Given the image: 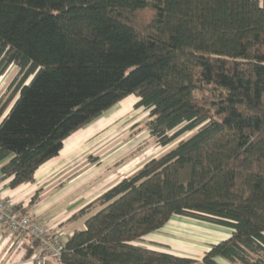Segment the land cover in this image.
Segmentation results:
<instances>
[{
  "label": "trees",
  "instance_id": "trees-1",
  "mask_svg": "<svg viewBox=\"0 0 264 264\" xmlns=\"http://www.w3.org/2000/svg\"><path fill=\"white\" fill-rule=\"evenodd\" d=\"M13 66L0 96L11 189L131 96L174 145L67 220L84 223L61 264H264V1L0 0V75ZM178 217L232 233L201 261L142 245Z\"/></svg>",
  "mask_w": 264,
  "mask_h": 264
},
{
  "label": "rangeland",
  "instance_id": "rangeland-1",
  "mask_svg": "<svg viewBox=\"0 0 264 264\" xmlns=\"http://www.w3.org/2000/svg\"><path fill=\"white\" fill-rule=\"evenodd\" d=\"M17 73L18 69L13 66L0 75V94ZM136 102V97L127 98L73 135L65 142L60 156L39 170L37 178L41 185L36 205L40 207L44 218L60 222L70 212L88 205L117 182L138 171L149 160L163 155L174 146L163 148L156 143L145 127L148 112L135 109ZM173 220L161 231L146 237L142 245L161 252H175V246L183 248L190 243H193V248L196 245L208 247L209 244H217L226 240L227 232H231L197 222L208 226L202 227L206 234L196 232L201 229H185L195 236L191 239L186 231H181V227L186 226L180 223L188 222L186 224L190 226L196 221L186 218ZM83 223L84 219L68 222L64 230L67 235H71L74 230L83 229ZM213 230L220 232V239H215L217 235L212 234ZM195 233L201 236L198 238ZM62 239L66 241L67 236L62 234ZM166 243L173 247L169 248ZM188 253L194 257L197 255L194 251Z\"/></svg>",
  "mask_w": 264,
  "mask_h": 264
},
{
  "label": "crops",
  "instance_id": "crops-1",
  "mask_svg": "<svg viewBox=\"0 0 264 264\" xmlns=\"http://www.w3.org/2000/svg\"><path fill=\"white\" fill-rule=\"evenodd\" d=\"M1 94H0V96H1ZM1 166L2 165H0V197L6 201L14 203L15 205L21 204L24 207H28V205L31 203L32 199L40 191L39 189H40L41 183L38 181L37 175H36V182L34 184L23 185V186H20L18 188L11 189L9 186V180L3 179V175L1 173ZM45 166H43V167H45ZM84 206L85 205L80 206L77 209H75L74 211L70 212V214L65 219L60 220V222H58V221L55 222V220H50V219L44 218L43 213H41V211L39 209L40 207L38 205L33 206L29 210V215L33 218L34 221L38 222L39 224L51 226L54 231H56L60 234H65L68 238L70 235L69 234L67 235L65 230H64L65 224L67 223V220L74 213H76L78 210H80ZM180 219H182V218H176L175 220L178 221ZM173 221L174 220H172L171 222H173ZM184 222H186V221H184ZM197 222L198 221L191 223L190 226H187L188 222H186L187 224L181 222L180 224H183L184 226H186L185 228L181 227V228H183L181 231H184V232L186 231L189 235L188 237H190L191 239H193V237H195V236H193L192 233H189L185 229H195V230L201 229V230L196 231V232L197 233L202 232L203 234H206V232L203 228L204 227L208 228V226L207 225L204 226L203 224H199ZM211 226H214V225H211ZM219 228H221V227H219ZM211 232H213L212 233L213 235H217V237L215 239L221 238L219 236V234H220L219 231L213 230ZM231 233L232 232H227V234H226L227 239L230 238ZM195 235L198 236V238H199V236H201V235H197L196 233H195ZM196 239H197V237H196ZM190 244L191 245H189L187 247H183V248L182 247L178 248L177 246H175V248H173V249L177 250L175 252H173L171 250L170 251L166 250L164 252L171 253V254L178 255V256L189 257V258H193L195 260L201 261L203 256H204V253L207 252L209 250V246L212 245V244H209L208 247H201L199 245H196L195 248H193V246H194L193 243H190ZM166 245L169 248L173 247L172 245L167 244V243H166ZM30 246L31 245L29 244V242L26 238L15 236L11 232H9L6 228L0 226V264H34L32 261V258L31 259L27 258V254H28V251L30 250ZM178 251H180V252H178ZM190 251L196 252V254H197V255H195L196 257L188 255V254H191V253H188ZM217 262L219 264H228L227 262H225L221 259H217Z\"/></svg>",
  "mask_w": 264,
  "mask_h": 264
},
{
  "label": "built area",
  "instance_id": "built-area-1",
  "mask_svg": "<svg viewBox=\"0 0 264 264\" xmlns=\"http://www.w3.org/2000/svg\"><path fill=\"white\" fill-rule=\"evenodd\" d=\"M16 206L0 197V226L15 236L26 238L31 246L36 245L32 257L34 264H61L65 249L62 234L54 231L51 226L34 221L29 214H23Z\"/></svg>",
  "mask_w": 264,
  "mask_h": 264
}]
</instances>
